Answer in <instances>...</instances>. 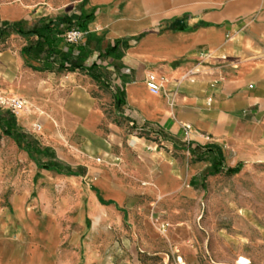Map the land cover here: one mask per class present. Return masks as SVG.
Returning a JSON list of instances; mask_svg holds the SVG:
<instances>
[{
  "label": "crops",
  "instance_id": "crops-1",
  "mask_svg": "<svg viewBox=\"0 0 264 264\" xmlns=\"http://www.w3.org/2000/svg\"><path fill=\"white\" fill-rule=\"evenodd\" d=\"M82 1L4 4L0 24ZM85 1L102 52L128 43L103 63L118 121L88 76L34 71L20 36L0 44V91L25 102L18 125L80 175L34 162L40 174L0 207V264H235L242 241L215 221L232 213L218 185L234 175L208 171L218 151L227 168L264 165V0Z\"/></svg>",
  "mask_w": 264,
  "mask_h": 264
},
{
  "label": "trees",
  "instance_id": "trees-1",
  "mask_svg": "<svg viewBox=\"0 0 264 264\" xmlns=\"http://www.w3.org/2000/svg\"><path fill=\"white\" fill-rule=\"evenodd\" d=\"M95 18V10L86 8V1L83 0L74 11L69 13L58 12L46 16H39L35 22L28 25L26 21L2 22L0 24V44L11 35H17L27 39L23 46L21 55L26 60V65L34 71L39 72H78L86 75L100 86H106V74L103 63L109 57L117 58L119 48L128 46L126 41H118L111 47L108 46L100 52L96 59V51L100 50L102 39L90 33L88 26ZM77 30L85 35V39L77 43H69L66 39L70 31ZM120 96L116 97V102ZM0 130L11 138L16 145L25 151L29 158L36 162L38 169L54 171L61 175L80 176L70 167L57 161L55 153L48 148H41L37 139L26 133L17 122V118L9 111L0 112ZM213 147L208 150L213 151ZM39 156L48 160L43 162ZM242 165L235 168H227L223 164L221 152L212 157V165L208 174L214 175L220 172L227 176L238 174Z\"/></svg>",
  "mask_w": 264,
  "mask_h": 264
},
{
  "label": "rangeland",
  "instance_id": "rangeland-1",
  "mask_svg": "<svg viewBox=\"0 0 264 264\" xmlns=\"http://www.w3.org/2000/svg\"><path fill=\"white\" fill-rule=\"evenodd\" d=\"M78 1L0 0V6L18 4L28 8L38 7V10L40 7L58 9L72 7L77 5ZM100 52L102 48L98 50V54ZM105 76L106 86H99L106 90L107 97H110L108 92H111L114 99V103L106 106V114L118 121L115 100L119 96V90L116 78L108 73ZM4 111L6 110L0 109L1 113ZM18 114H15L16 118ZM40 172L41 170L35 168L34 161L25 156L16 143L0 130V207L7 206L10 195L23 188L26 183H30L33 176L39 175ZM218 186L234 197L232 213L228 214L222 209L215 217L218 228L234 234L242 241L241 256L248 257L251 264H264V165H257L248 172L241 169L237 176L234 175Z\"/></svg>",
  "mask_w": 264,
  "mask_h": 264
},
{
  "label": "built area",
  "instance_id": "built-area-1",
  "mask_svg": "<svg viewBox=\"0 0 264 264\" xmlns=\"http://www.w3.org/2000/svg\"><path fill=\"white\" fill-rule=\"evenodd\" d=\"M83 37H84L83 33L77 30H73L67 34L66 39L69 43H77L78 41H81ZM148 86L153 91L158 90V85L154 82L152 77H150V82ZM210 102L211 100H209V104ZM24 108H25L24 100L17 97L8 96L4 92L0 91V109L9 111L15 115L21 112L22 110H24ZM183 129L185 132L186 139H189L190 134L192 133L191 127L189 125H183ZM164 228L165 226L163 227V229ZM235 264H251V261L246 256H239L236 259Z\"/></svg>",
  "mask_w": 264,
  "mask_h": 264
}]
</instances>
